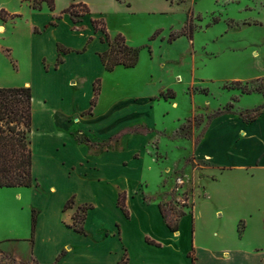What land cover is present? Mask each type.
<instances>
[{
  "label": "rangeland",
  "instance_id": "obj_1",
  "mask_svg": "<svg viewBox=\"0 0 264 264\" xmlns=\"http://www.w3.org/2000/svg\"><path fill=\"white\" fill-rule=\"evenodd\" d=\"M69 1L56 0L54 10ZM86 1L90 10L102 14L99 20L110 39L121 35L128 46L139 50L134 68L107 75L101 101L106 107L119 98L131 99L128 107L137 111L138 123L134 120L136 125L124 134L147 138L135 157L143 152L149 157L128 169L129 189L144 181L149 199L160 190V200L167 205L165 210L173 207V216L184 211L191 218L194 204V224L185 219L182 232L197 227L231 235L236 226L239 235L245 232L242 244L264 250V171L253 174L259 159L252 154L255 149L246 151L251 137L242 121L246 112L264 108V0H166L167 8L163 0H137L130 9L126 7L130 0ZM45 14L30 16L23 0H0L2 70L3 61L13 70L14 60L18 67L23 65L29 18L43 21ZM86 28L78 30L75 43L79 35L87 34ZM61 38L72 41L66 33ZM3 78L14 83L11 87H24L27 80L23 73L12 76L0 71ZM233 82L246 84L250 92L242 93ZM20 120L26 122L24 116ZM263 124L264 115L251 132L261 136ZM20 128L26 131L23 125ZM206 151L231 163L244 159L247 168L217 178L213 169L221 167L209 158L197 159ZM213 178L217 181L211 182ZM32 203L27 188H0V264H38L31 247L33 212L36 217ZM217 210L221 217L214 220Z\"/></svg>",
  "mask_w": 264,
  "mask_h": 264
},
{
  "label": "crops",
  "instance_id": "obj_2",
  "mask_svg": "<svg viewBox=\"0 0 264 264\" xmlns=\"http://www.w3.org/2000/svg\"><path fill=\"white\" fill-rule=\"evenodd\" d=\"M163 1L166 3V0ZM135 2L137 0H130L126 7L132 8ZM73 3H81L89 10L76 22L69 14L62 13ZM24 5L30 16L41 13L47 15L43 21L29 18L27 32L30 40L27 42V56L23 65L18 67L13 59V70L11 65L3 61L5 70L0 67V71H7L12 76L25 74L27 80L22 86L29 87L31 91L28 137L34 183L27 189L32 193V205L36 212L34 240L31 244L36 262L264 264L263 248L257 245L249 248L242 244L246 235L245 232L239 235L236 226L231 235L215 229L203 232L197 227H193L188 234L182 232L185 219L193 220L194 224L193 204L192 219L185 214L179 220L178 230L172 232L166 227L158 207L159 203H164L160 200V190L157 196H153L154 199L145 202L143 197L149 195L145 191L144 181L134 189H129L128 169L149 157L144 152L143 156L135 157L137 152L144 150L147 138L139 133H123L112 140L125 129L136 125L132 122L137 119V111L129 110L131 99L119 98L106 107L101 106L104 80L110 72L105 71L100 54L109 46L105 40H101L103 35L101 31H95L92 21L99 20L102 14L90 10L86 0H70L57 10L55 5L52 12L45 4L41 11L33 10L26 2ZM19 16L21 19L22 15ZM82 25L87 26V34L79 35L75 43L74 37ZM62 33L71 36L72 41H63ZM58 46L65 52L59 53ZM3 59L0 54V62ZM119 69L125 68L118 66L114 71ZM96 80H100V91L96 104L88 113ZM11 86L14 83L6 78L0 79V88ZM148 109L152 108L148 105ZM263 115L264 108L263 114L260 112L255 121L245 123L242 120L245 134L251 137L246 151L255 149L252 154L259 159L257 165L252 167L253 174L264 171V124L261 136L251 132ZM138 141L141 142L139 147L133 148ZM205 141L206 138L199 143L195 154ZM108 143L113 144L106 146ZM202 156L196 158H209L221 167L220 170L213 169L217 178L225 172L247 168L243 164L244 159H238L239 163H231L208 151ZM241 156L246 157L244 154ZM210 181L217 180L213 178ZM120 193H125L128 216L117 205ZM69 200L72 203L65 209ZM84 206L87 209L80 233L71 225L78 209ZM212 216L218 220L221 214L217 210ZM154 225L158 228L155 229Z\"/></svg>",
  "mask_w": 264,
  "mask_h": 264
},
{
  "label": "trees",
  "instance_id": "obj_3",
  "mask_svg": "<svg viewBox=\"0 0 264 264\" xmlns=\"http://www.w3.org/2000/svg\"><path fill=\"white\" fill-rule=\"evenodd\" d=\"M29 4L33 10H41L42 5L45 4L49 11H54L55 0H23ZM3 12V11H2ZM1 12V13H2ZM89 12L88 8L81 3H73L68 8L63 10L62 13H67L76 22V19L84 16ZM191 15V14H189ZM190 20V19H189ZM92 25L95 31H101V40H105L108 43V49L100 54L101 62L105 71L112 72L116 67L121 66L125 69L134 68L138 63L139 50L132 48L125 43L124 38L121 35L115 36L110 39L105 30V26L102 20H93ZM190 39V36H189ZM59 53L65 51L58 46ZM60 60H58L59 62ZM236 89H239L242 93H249L247 85L241 86L239 82H233ZM93 98L90 102V109L96 104L97 97L100 91V80L94 82ZM164 99L166 96L160 94ZM174 98V95L171 96ZM262 106L257 107L252 111L246 112L242 119L245 123H251L259 116ZM220 115V112L217 114ZM24 116L26 122L21 124V118ZM13 121H17L13 124ZM20 125L26 129L24 131L20 128ZM31 126V91L29 87H10L0 88V188H30L32 187L34 180L31 174V150L29 141V132ZM128 130L122 131L112 140H116L120 135ZM137 131V130H133ZM143 133V131H140ZM145 202L150 201L148 197L144 196ZM72 201L69 200L64 208H68ZM118 207L128 216V212L125 207V193H120L117 199ZM165 203H159L158 207L161 216L165 222L166 227L176 232L178 230L179 220L185 216L184 211H177L173 216V207L170 206L165 210ZM193 208V205H192ZM87 207H81L78 209L73 217L72 227L77 232H82L83 215ZM193 210V209H192ZM31 221V238L34 235L36 217L35 213H32ZM193 215V212H190Z\"/></svg>",
  "mask_w": 264,
  "mask_h": 264
}]
</instances>
